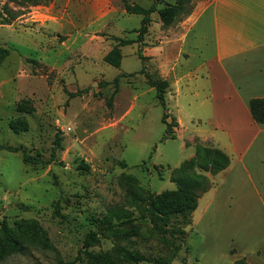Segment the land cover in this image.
Listing matches in <instances>:
<instances>
[{
    "label": "rangeland",
    "instance_id": "obj_1",
    "mask_svg": "<svg viewBox=\"0 0 264 264\" xmlns=\"http://www.w3.org/2000/svg\"><path fill=\"white\" fill-rule=\"evenodd\" d=\"M155 1L0 0V53H7L0 62V222L20 241L19 252L0 264H93L89 254L198 264L193 212L189 224L175 214L163 226L167 233L156 231L120 181L128 174L154 194L173 190L170 171L194 156L195 143L212 145L200 141L210 131L203 118H183L178 133L172 127L174 138L167 137L162 114L169 123L175 108L165 94L163 110L139 73L144 67L160 79V57L141 62L132 44L120 48L118 68L104 62L114 37L136 38L141 16L126 14L124 3L149 8ZM193 6L190 0L168 27L151 14L145 45L157 46ZM22 151L33 163L22 162ZM205 176L210 188L213 175ZM196 194L199 210L207 195Z\"/></svg>",
    "mask_w": 264,
    "mask_h": 264
},
{
    "label": "crops",
    "instance_id": "obj_2",
    "mask_svg": "<svg viewBox=\"0 0 264 264\" xmlns=\"http://www.w3.org/2000/svg\"><path fill=\"white\" fill-rule=\"evenodd\" d=\"M193 5L157 46L145 45L142 55L146 63L160 57L156 70L168 83L175 131L185 117L203 118L210 131L200 141L229 157L228 166L211 177L203 207L193 211L199 237L194 260L264 264V125L253 121L248 108L250 100L264 98V0Z\"/></svg>",
    "mask_w": 264,
    "mask_h": 264
},
{
    "label": "trees",
    "instance_id": "obj_3",
    "mask_svg": "<svg viewBox=\"0 0 264 264\" xmlns=\"http://www.w3.org/2000/svg\"><path fill=\"white\" fill-rule=\"evenodd\" d=\"M32 4H46L48 0H28ZM163 0H156L149 8H142L137 4L124 3V11L126 14L140 15V25L134 32L136 33L135 40L131 39H119L114 37L113 40L116 44L104 57V62L113 66L119 67L121 62L120 48L127 45L136 44L137 56L141 62L144 61L142 55V47L145 46L144 37L148 34L149 26L152 22L150 16L154 12L158 15L159 21L163 27L170 26L175 19L184 12L186 5L190 4V0H175L173 4H165L164 7L156 9L155 5L162 3ZM7 56V53H0V62ZM140 74L144 75L147 84L154 88L155 98L157 103L165 110V98L166 88L168 83L162 79H151L149 74L145 72V68H141ZM117 88L118 78L114 79ZM116 91V90H115ZM109 107H111V98L107 101ZM248 108L253 121L257 124L264 125V98L252 99L248 102ZM168 116L163 113L161 121L165 124L167 137L174 138L172 127L175 125L174 120L167 123ZM188 145L187 143L185 144ZM195 154L189 160L182 163L178 168L172 169L169 174V180L176 184V188L173 190L163 191L158 194L149 192L143 189L135 177L122 174L120 175V181L126 186V188L132 193L130 204L138 205L139 202L142 205L143 218H146L152 225V228L156 231L167 233V230L163 229V226L168 225L171 216L180 214L185 224H189L188 215L193 212L197 207L198 195L196 189H199V193H204L209 189L208 178L205 174L215 175L221 170L225 169L229 164V157L221 150L205 146L200 143H195ZM6 150L10 152L19 151L18 147H6ZM22 162L33 163L29 160L26 154L22 151ZM159 171L164 168L161 166L155 167ZM169 169V168H168ZM109 227L110 224L108 223ZM106 226V227H107ZM105 227V228H106ZM109 230V228H107ZM89 239L95 241L96 234L90 232L87 236ZM20 250V241L14 237L11 228L6 220L0 222V260L5 257L15 254ZM93 264H123L124 262L138 264L139 258L130 254H122L117 258H109L106 254H89ZM61 264H73L72 262H66ZM154 264H168L163 260H158ZM232 264H247L244 258L234 261Z\"/></svg>",
    "mask_w": 264,
    "mask_h": 264
}]
</instances>
